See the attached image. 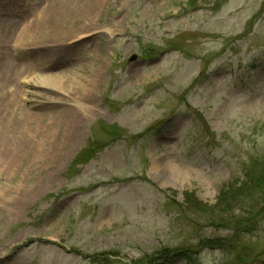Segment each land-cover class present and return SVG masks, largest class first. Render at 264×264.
I'll return each instance as SVG.
<instances>
[{
	"label": "rangeland",
	"instance_id": "rangeland-1",
	"mask_svg": "<svg viewBox=\"0 0 264 264\" xmlns=\"http://www.w3.org/2000/svg\"><path fill=\"white\" fill-rule=\"evenodd\" d=\"M263 153L264 0H0V264H264Z\"/></svg>",
	"mask_w": 264,
	"mask_h": 264
},
{
	"label": "trees",
	"instance_id": "trees-1",
	"mask_svg": "<svg viewBox=\"0 0 264 264\" xmlns=\"http://www.w3.org/2000/svg\"><path fill=\"white\" fill-rule=\"evenodd\" d=\"M219 204L226 205L223 210L226 215H230L237 209H244L249 213L256 207H264V153L259 159H252L249 162L241 181H231L223 188L218 197ZM227 217L219 221L227 222ZM190 253V251L168 252L161 258L165 260V264L175 260H180L183 264H193V255Z\"/></svg>",
	"mask_w": 264,
	"mask_h": 264
},
{
	"label": "water",
	"instance_id": "water-1",
	"mask_svg": "<svg viewBox=\"0 0 264 264\" xmlns=\"http://www.w3.org/2000/svg\"><path fill=\"white\" fill-rule=\"evenodd\" d=\"M136 60V56H133L132 58H131V61H135Z\"/></svg>",
	"mask_w": 264,
	"mask_h": 264
}]
</instances>
